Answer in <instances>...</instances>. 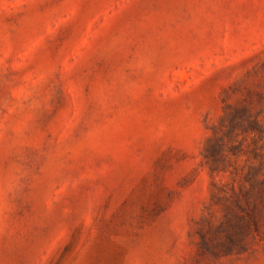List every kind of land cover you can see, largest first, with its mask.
<instances>
[{
  "label": "rangeland",
  "instance_id": "obj_1",
  "mask_svg": "<svg viewBox=\"0 0 264 264\" xmlns=\"http://www.w3.org/2000/svg\"><path fill=\"white\" fill-rule=\"evenodd\" d=\"M0 264H264V0H0Z\"/></svg>",
  "mask_w": 264,
  "mask_h": 264
}]
</instances>
